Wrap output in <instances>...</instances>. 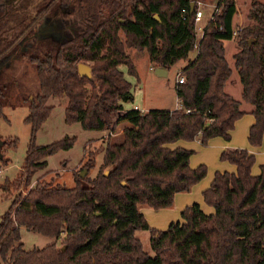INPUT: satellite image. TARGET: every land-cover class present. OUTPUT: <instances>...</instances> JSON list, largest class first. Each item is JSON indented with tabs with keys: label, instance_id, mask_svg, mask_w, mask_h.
<instances>
[{
	"label": "trees",
	"instance_id": "obj_1",
	"mask_svg": "<svg viewBox=\"0 0 264 264\" xmlns=\"http://www.w3.org/2000/svg\"><path fill=\"white\" fill-rule=\"evenodd\" d=\"M195 1L201 0H0V112L6 85L1 77L13 59L29 63L37 81L23 118L30 130L20 168L0 183V190L12 194L0 214V264H264V163L251 174L254 157L245 148L219 152L218 159L234 169L214 170L201 191L211 212L191 203L180 210L179 220L157 229L136 207H166L176 192L205 175L203 163L188 165L192 150L167 144L228 140L234 121L245 113L240 100L253 116L247 143L258 146L264 132V0H248L245 23L235 29L234 0H217L199 36ZM49 17L69 34L61 40L35 38ZM231 38L240 100L224 89L231 67L223 41ZM127 48L144 51L151 67L164 70L186 59L178 71L182 82L174 84L178 107L123 108L133 98L132 84L119 66L137 80ZM78 63L89 67V76L78 74ZM50 96L65 98V123L109 132L129 124L120 142L105 141L93 176L87 175L93 158L86 152L78 169L84 174L72 173L70 187L44 175L31 185L44 158L69 148L73 140L63 136L35 144ZM5 143L0 140V150ZM6 161L0 151V164ZM20 227L54 240L24 249ZM139 229L147 231L152 255L134 235Z\"/></svg>",
	"mask_w": 264,
	"mask_h": 264
},
{
	"label": "rangeland",
	"instance_id": "obj_2",
	"mask_svg": "<svg viewBox=\"0 0 264 264\" xmlns=\"http://www.w3.org/2000/svg\"><path fill=\"white\" fill-rule=\"evenodd\" d=\"M247 1L248 0H234L236 7L243 11L247 8ZM206 8L209 9L206 4H202L200 6L201 11L205 9L202 20L197 23V25H200L201 27L207 20V16L205 15ZM241 15L242 13L238 11L235 12L233 20H238ZM53 20H55V18H46L45 23L47 22L48 25V22ZM46 26L44 27V30H47ZM195 30L198 35L199 30L197 28H195ZM52 32L57 34V36L54 37L55 39L60 35L63 36L66 34L64 35V37H66L69 34L67 28H60V26L58 28L56 26ZM227 41H234V38L224 40L225 57L231 67V74L226 81L225 90L229 92L233 98L240 100V85L237 80L235 69L232 66V58L228 54L231 47H234V45L232 42ZM25 42H27V39L23 41L21 45H24ZM24 47L25 45L22 46L21 49H24ZM126 52L133 60L135 68H137L139 72V79L135 80L133 77L127 75L125 73L124 66H119V69L124 72L125 78L132 84L133 98L129 102L122 103L123 108H131L134 104L138 108H141V111H146L151 108L166 109L168 106L175 105L176 97L174 80L178 76L180 66L185 63L186 59L177 61L167 70L166 74L157 75L154 73V70L147 69V60L144 51L127 48ZM191 56L192 53H190L187 58H192L193 56ZM5 64L8 65V63ZM10 66L11 67H8L7 71H5L1 77V81L5 80L6 85H4V88L2 89L4 102L0 112V140H5L6 143L1 145L0 151L3 153V156L7 159V161L3 165L0 164V183L4 177L9 180L14 178L20 168L30 130L29 124L24 122L23 118L27 113L28 100L37 90L36 77L29 63H27L24 59L16 58L13 59ZM145 71H147V73ZM8 79L9 81L7 82ZM232 80L236 83L233 88L229 87V82ZM64 103V97L57 98L50 96L47 98L46 104L50 105V111L48 116L35 131L34 142L35 144H46L63 136H68L73 137L72 144L67 149L56 150L55 152L47 155L44 158L45 166L35 171L32 177L35 178L43 175V179H49L52 177L55 182H59L65 187H70L74 183L72 173L78 172L80 164L86 157V152L90 151L92 153L93 166L89 168L87 175L93 176L101 161L102 147L105 144V141H109V138L112 137L113 139L114 137L111 135H108V138L107 136L99 137L100 132H98V130L82 129L78 122L65 123L63 120ZM240 107L244 109L249 107V104L240 100ZM122 127L123 124L118 125L115 127L114 131L119 132ZM189 144L193 145L197 144V142L193 140L190 141ZM202 159L208 162L211 167L210 156L205 155ZM43 171H47V173L44 174ZM81 182L85 183L83 180ZM11 196V193L5 194L4 191L0 190V214L8 206ZM136 206L141 212L144 207H149L142 203H137ZM211 211L212 209L210 212ZM134 233L140 238L143 249L148 254L152 255L153 252L148 244L147 231L139 229L135 230ZM53 240L54 239L51 237L33 232L24 227L19 228V242L22 244L24 249L41 247ZM55 242L56 245H58V239H55Z\"/></svg>",
	"mask_w": 264,
	"mask_h": 264
},
{
	"label": "crops",
	"instance_id": "obj_3",
	"mask_svg": "<svg viewBox=\"0 0 264 264\" xmlns=\"http://www.w3.org/2000/svg\"><path fill=\"white\" fill-rule=\"evenodd\" d=\"M201 1H202V4H206V6L209 8V9L206 8V14H205L207 16L206 18L208 19L212 10H213L214 4L216 3L217 0H201ZM247 3H248V1H247ZM200 11H201V9H200ZM237 11L242 13V15L239 17L238 20L234 21L233 18H234L235 13H233V15L231 17V27L233 29H235L236 27H239L245 23L246 8L243 11L240 8H237L236 4H235V12H237ZM203 12H205V9L201 11V18L199 21L202 20V17L204 14ZM198 26H200V25H198ZM199 35L200 34L198 33V36ZM227 42H232V44L234 45V47L232 46L231 50L228 53L231 56L232 53L235 51V43H234V41H227ZM223 46H224V55H225V43H224V41H223ZM193 55H194V53H192V56ZM130 60H131L133 66L135 68L133 60L131 58H130ZM146 60H147L146 61L147 69L154 70L155 67H151L150 63L148 62L147 55H146ZM135 71H136L137 80H138L139 79V72H138L137 68H135ZM145 72L147 73V71H145ZM166 73H167V70H164L163 74H160V75H164ZM174 84H175V80H174ZM235 85H236V83H234L233 80L229 82V87L233 88ZM224 89H225V86H224ZM132 107H136L137 109H141V108H138L134 104L131 106V108ZM174 107H175V105H172V106L166 107V109H173ZM128 108H130V107H128ZM244 110H245V113H243L238 119H236L234 121L233 126H232L231 130L229 131L228 140H223L220 137H212V138L208 139L205 144L201 145L199 143L198 139L195 138L193 140H195V142H197V144H193V145L189 144V142L193 141V140H189V141L177 140L173 143L167 144V146L171 147V148L175 147V146H179V147H183V148H187V149L192 150V153L189 155V158H188V165L190 167H194L199 163H203L206 167V172H205V175L199 181H197L196 183L191 185L188 190L176 192L173 195L172 202L170 205H168L166 207L158 208V209H153L151 207H144L142 212L139 210L149 226L155 227L157 229H164L168 225L169 222L179 220L180 210L184 206L189 205L191 203H196L203 212L206 211L205 213L210 212V210L212 208L203 202L202 196H201V191L208 186L214 170L233 171V169H234V166L232 164H230L224 160L218 159V154L223 149L235 148V147L245 148L247 150V152L252 154L254 157L253 164L250 167V173L253 175L257 174L258 166L260 164L264 163V132H263L262 137H261V142L258 146H250L247 143V139H246L247 128L250 125V123L253 121V116L250 113H248L249 107L244 108ZM119 125H121V124H119ZM98 132H100L99 137L107 136V138H108V135L113 136L114 137L113 139H112V137L109 138L110 143H118L122 140V128L119 132L114 131L111 133L107 130H99ZM95 137H91V138H95ZM205 155L210 156L211 167L209 166L208 162H206L202 159V157ZM35 178L32 177V179H31L32 183L31 184H33ZM134 235H135V233H134ZM137 238L140 240L139 237H137ZM140 242H141V240H140ZM141 245H142V243H141Z\"/></svg>",
	"mask_w": 264,
	"mask_h": 264
},
{
	"label": "water",
	"instance_id": "obj_4",
	"mask_svg": "<svg viewBox=\"0 0 264 264\" xmlns=\"http://www.w3.org/2000/svg\"><path fill=\"white\" fill-rule=\"evenodd\" d=\"M190 5H192V3H190ZM152 18H154L156 20L158 19L155 14L152 15ZM46 25H47V22L45 23V19H44L43 22L39 25V27L36 29V31L34 33L35 38L50 37V38L55 39L54 37L57 36V34L52 32L54 30V28L56 27L55 21L53 20L51 22H48V25L47 26ZM45 26L47 27V30H44ZM62 38H63V36L60 35L56 38V40H61ZM77 72L80 75H86V76L90 75L89 74V67L83 63L77 64ZM163 72H164V69H162V68H159V67L154 68V73H156L157 75L163 74ZM104 173H106V171H104ZM83 174H84V171L79 172V175H83Z\"/></svg>",
	"mask_w": 264,
	"mask_h": 264
},
{
	"label": "built area",
	"instance_id": "obj_5",
	"mask_svg": "<svg viewBox=\"0 0 264 264\" xmlns=\"http://www.w3.org/2000/svg\"><path fill=\"white\" fill-rule=\"evenodd\" d=\"M202 5V2L201 1H195V11H194V16H193V21H194V26L195 28H197L199 30V34L201 33V27L197 25V23L199 22L200 18H201V11H200V6ZM210 17V16H209ZM233 33H234V30H233ZM182 82V76H177V78H175V84L177 83H181ZM178 107V103L176 101V104H175V107L176 108ZM134 109H137L136 107H132ZM139 111H141L140 109H138ZM123 124V127H128L129 124L127 122H123L121 123ZM112 133V132H111Z\"/></svg>",
	"mask_w": 264,
	"mask_h": 264
},
{
	"label": "flooded vegetation",
	"instance_id": "obj_6",
	"mask_svg": "<svg viewBox=\"0 0 264 264\" xmlns=\"http://www.w3.org/2000/svg\"><path fill=\"white\" fill-rule=\"evenodd\" d=\"M54 21H55V23H56V26L59 27V23H58V21H57L56 19H55Z\"/></svg>",
	"mask_w": 264,
	"mask_h": 264
}]
</instances>
